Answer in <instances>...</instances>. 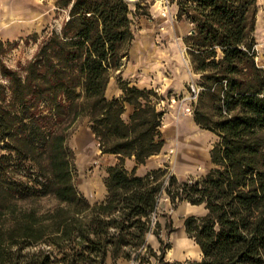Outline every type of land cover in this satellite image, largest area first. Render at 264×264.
Returning <instances> with one entry per match:
<instances>
[{
    "label": "trees",
    "instance_id": "1",
    "mask_svg": "<svg viewBox=\"0 0 264 264\" xmlns=\"http://www.w3.org/2000/svg\"><path fill=\"white\" fill-rule=\"evenodd\" d=\"M167 1L176 6L174 19L192 25L183 42L201 89L191 113L216 137L211 168L181 181L164 167L135 175L162 145L163 111L153 89L120 79L119 96L104 95L133 37L126 1L54 0L64 16L57 28L25 37L35 44L30 58L16 67L0 59V264H104L107 255L165 264L154 218L161 197L205 211L182 221L200 252L189 264H264V70L251 36L255 0ZM82 119L99 153L117 160L105 169L104 199L91 204L72 184L67 146ZM164 228L171 231L169 221Z\"/></svg>",
    "mask_w": 264,
    "mask_h": 264
},
{
    "label": "rangeland",
    "instance_id": "2",
    "mask_svg": "<svg viewBox=\"0 0 264 264\" xmlns=\"http://www.w3.org/2000/svg\"><path fill=\"white\" fill-rule=\"evenodd\" d=\"M53 1L0 0V41L4 43L3 49L0 50V59L7 67L21 66L33 54L35 44L31 39H25L27 35L32 33L39 35L45 27L50 29L59 26L64 13L63 11L54 10ZM125 1L129 11L128 17L131 22L132 33L141 41L147 39L149 50L146 53L145 61H143V75L147 76L149 74L150 78L155 79L156 85L147 89H153L161 96L158 108L163 111L160 125L162 135L167 134L168 131V134L171 135L172 129L177 127L181 118L192 115V113L189 115L181 114V108L188 103V86L190 84L198 86V74L193 73L190 65H188V55L181 39L168 34L171 32L169 31L171 30L170 24L174 20V4L169 3L167 0ZM263 12L264 0H255L254 27L251 36L254 43L255 62L262 69H264ZM169 36H171V39ZM6 42H9V44H6ZM141 48L137 47L138 55L143 52ZM172 72L178 79L180 76L184 79L182 80V92H173V90L167 88V78ZM114 76L115 72H112L111 83L115 80ZM115 84H117V80H115ZM159 84L163 85L160 89L158 88ZM195 104L196 100L192 101L191 108ZM203 104L207 106V101L204 100ZM196 133L198 135L196 136L195 146H191L189 143L186 145L187 140L182 144L178 141L176 144L173 137V142L169 144V148L164 153L165 156L158 155V158H160L158 160L159 167H164L178 181L202 176L210 168L207 152L208 148L216 141V137L200 127H197ZM67 146L73 155V186L83 197L90 193L97 194L104 177L105 167L107 163L112 161V158L99 154L84 119L75 123L73 131L67 139ZM177 150L195 151L199 158L194 162L193 167L187 168L182 162L175 159ZM50 203L49 200L45 199L40 202L42 206ZM182 209H185V211H181ZM204 212L202 207H190L185 201L172 207L164 197L159 198L154 218L159 223L160 246H167V248H164L162 259H168L169 264H189L199 258L198 252L192 255L175 254L172 256L171 254L180 241L191 246L194 245L193 241L185 235L182 221L189 215L199 216ZM167 221H169L171 228L169 232H166L164 228ZM154 237L153 235L150 238V243L157 253L159 243ZM150 263L156 264L153 259Z\"/></svg>",
    "mask_w": 264,
    "mask_h": 264
},
{
    "label": "crops",
    "instance_id": "3",
    "mask_svg": "<svg viewBox=\"0 0 264 264\" xmlns=\"http://www.w3.org/2000/svg\"><path fill=\"white\" fill-rule=\"evenodd\" d=\"M173 13L174 14L176 13V6L175 5H173ZM170 29L171 30H169V31H171V32H169L168 34L173 35V37H179L181 39L184 47H185L183 40L189 34L192 33V31H193L192 25L186 20L174 19L172 21V23L170 24ZM169 37L171 39V36H169ZM146 40H143V41L139 40L138 38H136V35L133 33V37H132V39H131L128 47H127L126 57L122 59L121 64L119 65L118 69L112 71L113 73L115 72V76H114L115 80L120 79L122 81H126L129 85L136 86L137 88H148V87H154L156 85L155 79L150 78L149 74L147 76L143 75V71H144L143 61H145V59L147 57L146 53L149 50L148 49V43ZM138 46L142 47L141 50L144 53L142 52V54H140V55L137 54V47ZM112 72H111V75H112ZM111 75L107 81V84H106V87L104 90V95L107 99H109L111 97H117L120 94V91L117 87V84H115V80H113V83H111ZM167 80H168L167 81L168 82V87H167L168 89L173 90V92H175V91L182 92V89H183V84H182L183 81L182 80H184V79H182L181 76L178 79L174 75V73L172 72L170 74V76H168ZM161 87H163V85L159 84L158 88L160 89ZM129 112H130V107L128 105H125L124 111L121 115L122 119L126 120ZM84 121L86 123L85 119H84ZM161 123L162 122L160 121V125H161ZM197 127H199V126L193 122L192 115L189 117L181 118V120L177 124V127L172 129L173 131H172L171 135L168 134L169 131L167 132V134L162 135V129L159 127L160 139L162 140V145L156 154L149 156L144 161L143 164L136 166V168L134 170L135 175L142 176L146 172L158 168L160 166L158 164L159 163L158 160H160V158H158V155L165 156L164 153L169 148V146H170L169 144H171V142H173V140H172L173 137L175 139L174 142L176 144L178 143V141L180 144H182V142L187 140L186 145L189 143V144H191V146L192 145L195 146L196 145V138H197L196 136L198 135L196 133ZM168 138H170V139H168ZM183 145H182V147H183ZM210 148H211V146L208 148V151ZM177 149H178V147H177ZM192 152L193 151L186 152L185 150H179V151L177 150L176 154H175V159L179 162H182L183 165L186 166L187 168L188 167L191 168V167H193V164L197 160V158H199V156L195 154V151L193 153ZM100 155L108 156V157L112 158V161L107 163L105 169L108 166L115 164L117 161L114 155H110V154H100ZM207 160L209 161L208 152H207ZM209 163H210V161H209ZM133 165H134V161H133L132 157L125 158L123 160V167L125 170L129 171L133 167ZM211 166L212 165L210 163V168H211ZM104 176H105V173H104ZM198 177H200V176H198ZM105 193H106L105 188L103 186V183L101 182V185H100V188L98 189L97 194L94 195V194L90 193L87 196L85 195L84 198L89 203L99 202V201L104 199ZM189 206L190 207H196V206L202 207V205H190V204H189ZM181 211H185V209H182ZM152 236L153 235L150 233L146 234L145 235V241L154 250V246L150 243V238H152ZM195 252L199 253V258H200V252H199V250L195 244L193 246H191L190 244H188L186 242L180 241L178 246L176 247L175 251H173L171 255L172 256L175 254L176 255L177 254L178 255L179 254L180 255L181 254L182 255H192ZM199 258L196 261H198ZM163 261L165 262V264H169L168 259H163ZM104 264H132V262L128 261V260H124L122 258H117L114 261H111V259L107 255L105 257Z\"/></svg>",
    "mask_w": 264,
    "mask_h": 264
},
{
    "label": "built area",
    "instance_id": "4",
    "mask_svg": "<svg viewBox=\"0 0 264 264\" xmlns=\"http://www.w3.org/2000/svg\"><path fill=\"white\" fill-rule=\"evenodd\" d=\"M201 89V87L190 84L188 86V103L181 108V114L182 115H189L192 111L191 108V102L195 100L197 92ZM151 218H153V215H151ZM132 264H136L135 262H132ZM152 264V263H147Z\"/></svg>",
    "mask_w": 264,
    "mask_h": 264
}]
</instances>
